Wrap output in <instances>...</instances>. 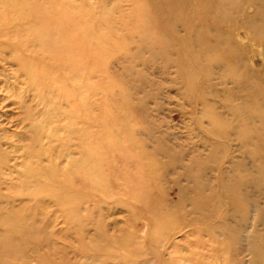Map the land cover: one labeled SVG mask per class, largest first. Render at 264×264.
<instances>
[{
  "label": "rangeland",
  "instance_id": "374dc122",
  "mask_svg": "<svg viewBox=\"0 0 264 264\" xmlns=\"http://www.w3.org/2000/svg\"><path fill=\"white\" fill-rule=\"evenodd\" d=\"M0 264H264V0H0Z\"/></svg>",
  "mask_w": 264,
  "mask_h": 264
},
{
  "label": "bare ground",
  "instance_id": "6f19581e",
  "mask_svg": "<svg viewBox=\"0 0 264 264\" xmlns=\"http://www.w3.org/2000/svg\"><path fill=\"white\" fill-rule=\"evenodd\" d=\"M38 36V35H37Z\"/></svg>",
  "mask_w": 264,
  "mask_h": 264
}]
</instances>
